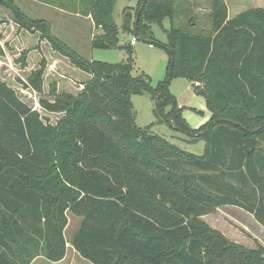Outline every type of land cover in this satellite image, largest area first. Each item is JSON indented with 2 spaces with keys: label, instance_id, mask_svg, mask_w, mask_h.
Masks as SVG:
<instances>
[{
  "label": "trees",
  "instance_id": "16d2710c",
  "mask_svg": "<svg viewBox=\"0 0 264 264\" xmlns=\"http://www.w3.org/2000/svg\"><path fill=\"white\" fill-rule=\"evenodd\" d=\"M81 1L101 30L91 48L125 50L127 63L88 61L46 21L0 0L20 29L38 32L90 76L80 93L53 87L52 99L40 101L63 114L56 125L0 80V264L62 261L68 213L81 219L72 247L92 264H264V247H241L200 221L234 206L264 227V8L229 19L225 0H211V34L195 36L174 26L177 0H135L138 13L143 7L138 25L130 8L117 21L119 0ZM165 19L171 26L161 45L151 26ZM121 32L169 53L164 81L152 87L147 75L133 76V46L120 45ZM46 65L25 88L43 93ZM174 78L187 79L205 101L210 118L197 130L170 92ZM142 93L156 99L160 123L204 141L205 153L138 127L131 97Z\"/></svg>",
  "mask_w": 264,
  "mask_h": 264
},
{
  "label": "rangeland",
  "instance_id": "374dc122",
  "mask_svg": "<svg viewBox=\"0 0 264 264\" xmlns=\"http://www.w3.org/2000/svg\"><path fill=\"white\" fill-rule=\"evenodd\" d=\"M14 0L16 7L31 20L46 21L50 25L53 36L63 44L88 61H98L109 64L127 63L129 54L122 49H92L93 34H100L101 30H91L86 20V8H78L76 0ZM46 3V4H44ZM230 18L252 8L263 6L264 0H225ZM85 3H82L83 5ZM135 4L134 0H119L116 7L122 10ZM211 0H177L174 26L191 35H209L212 31ZM261 8V7H260ZM132 9V8H130ZM138 3L132 9L135 18ZM171 21L165 19L161 24L151 26V33L157 43L163 45L168 41L166 30H169ZM135 36L120 33V45ZM154 42V41H152ZM128 43V42H127ZM150 41L137 39L133 46V76L147 75L152 87L164 81L168 75L170 61L169 53L160 45L150 47ZM0 45L4 55H0V80L13 89L18 97L27 103L43 118L56 125L63 114L51 113L43 109L40 101L51 100L49 93L55 87L58 94H78L83 89L82 84L90 76L72 66V64L52 50L50 44L41 40L38 32L29 33L16 25L9 11L0 7ZM28 52L25 64L21 62L24 52ZM46 61L44 75V91L39 93L31 88H25L31 73L40 68L41 62ZM170 92L179 103L185 105L183 116L194 129H199L198 123L203 119L201 112L208 113L200 108L204 99L198 96L192 84L184 78H174L170 84ZM134 122L140 128H148L151 133L165 138L171 144L183 151L203 155L205 142L195 141L196 138L176 131L166 122H159L156 99L149 93L132 95ZM193 107V108H192ZM197 121H199L197 123ZM202 126V125H201ZM200 126V127H201ZM198 127V128H197ZM191 142V143H190ZM68 226L65 229V238L68 243L66 257L58 262L51 263L38 257L31 264H92L80 257L72 247L71 241L78 230L81 219L68 213ZM200 221L209 228L222 234L231 242L246 249L264 247V227L253 217L237 207H219L202 216Z\"/></svg>",
  "mask_w": 264,
  "mask_h": 264
},
{
  "label": "crops",
  "instance_id": "0c3cea01",
  "mask_svg": "<svg viewBox=\"0 0 264 264\" xmlns=\"http://www.w3.org/2000/svg\"><path fill=\"white\" fill-rule=\"evenodd\" d=\"M40 3H42V2H46V0H41V1H39ZM134 2H135V4H133V5H131V6H128L127 8H132L133 9V7H134V5H136V1L134 0ZM74 3H76L77 4V7L78 8H86V3L85 4H83V5H81L83 2L81 1V0H76ZM44 4H46V3H44ZM258 7H261V8H264L263 6H258ZM258 7H252V8H258ZM123 10L124 9H122V10H120V9H118V7H116V10H115V16H116V18H117V21L119 22V23H121L122 22V18H123V14H122V12H123ZM228 15H229V13H228ZM82 19H84V20H86V22H87V26H88V28L89 29H93L95 26H94V22H93V20H92V17H91V15L90 14H88L87 13V15H84L83 17H82ZM229 19H231L230 18V15H229ZM95 30H98V29H95ZM132 39H130L129 41L127 40V42L128 43H130V41H131ZM91 42V41H90ZM127 42H125V43H127ZM137 45V44H136ZM136 45H134V46H136ZM179 103V102H178ZM179 105H180V107H184L185 105H183V103H179ZM199 106H200V108H202L204 111H208L207 110V107H206V104H205V101L203 102V104L201 105V104H199ZM193 108V107H192ZM201 114L203 115V119L202 120H200V122L199 121H197V123H198V126L200 127L201 125H203L204 123H206L208 120H209V118H210V113L208 112V113H206V115H205V112H201ZM194 128V127H193ZM198 128V127H197ZM234 207V206H233ZM238 208V207H237ZM238 209H240V210H242V211H244V212H246V213H248L247 211H245V210H243V209H241V208H238ZM248 214H250V213H248ZM66 239V238H65ZM66 243H67V241H66ZM67 246H68V243H67ZM40 258V257H39ZM43 259H45L44 257H43ZM45 260H47V259H45ZM48 262H51V261H49V260H47ZM51 263H55V262H51ZM56 263H58V262H56Z\"/></svg>",
  "mask_w": 264,
  "mask_h": 264
},
{
  "label": "built area",
  "instance_id": "2783aa9c",
  "mask_svg": "<svg viewBox=\"0 0 264 264\" xmlns=\"http://www.w3.org/2000/svg\"><path fill=\"white\" fill-rule=\"evenodd\" d=\"M137 44V39L136 38H132V40L130 41V45L134 46ZM150 47H153V45L150 44Z\"/></svg>",
  "mask_w": 264,
  "mask_h": 264
},
{
  "label": "water",
  "instance_id": "95a60500",
  "mask_svg": "<svg viewBox=\"0 0 264 264\" xmlns=\"http://www.w3.org/2000/svg\"><path fill=\"white\" fill-rule=\"evenodd\" d=\"M143 8V7H142ZM142 8L140 9L138 15H137V20H136V25H138V22H139V19H140V16H141V11H142ZM173 65V64H172Z\"/></svg>",
  "mask_w": 264,
  "mask_h": 264
}]
</instances>
